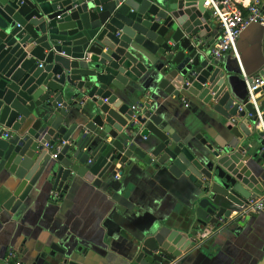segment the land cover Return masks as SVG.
Returning a JSON list of instances; mask_svg holds the SVG:
<instances>
[{
  "label": "water",
  "instance_id": "water-1",
  "mask_svg": "<svg viewBox=\"0 0 264 264\" xmlns=\"http://www.w3.org/2000/svg\"><path fill=\"white\" fill-rule=\"evenodd\" d=\"M163 1L0 0V176H14L4 209L14 212L40 179L61 193L74 174L99 183L96 175L122 155L191 181L195 220L217 223L227 215V202L242 203L235 191L239 175L197 151L189 135L181 138L151 110L144 115L143 140H133L134 109L120 95L145 72V62L162 57L167 92H188L246 135L241 119L249 116L262 144L254 106L247 98L234 102L225 73L199 42L212 30L204 0ZM217 31L214 26L206 48ZM253 79L264 82V68ZM66 89L87 103L80 115L88 120L80 126L66 124ZM254 94L264 118V84ZM190 243L178 230L159 228L138 240L133 264H167ZM41 258V264H88L64 252Z\"/></svg>",
  "mask_w": 264,
  "mask_h": 264
},
{
  "label": "crops",
  "instance_id": "crops-1",
  "mask_svg": "<svg viewBox=\"0 0 264 264\" xmlns=\"http://www.w3.org/2000/svg\"><path fill=\"white\" fill-rule=\"evenodd\" d=\"M232 1L243 8L254 0ZM211 24L213 30L217 23ZM212 30L199 40L208 54L213 45L206 46L215 37ZM236 49L238 58L225 52L217 61L230 97L242 103L246 98L242 72L252 77L264 68V26L252 23L243 29ZM145 63V72L129 81L120 95L131 108L130 98L136 101L133 140H143L141 135L147 132L142 126L144 115L151 110L181 138L189 135L197 151L239 175L235 191L242 203L227 202V215L217 223L195 220L191 206L197 189L191 181L159 164L122 155L96 175L99 183L74 174L61 193L40 179L11 212L3 203L14 176L5 172L0 176V264H5L9 251L17 252L25 264H41V254L63 252L84 258L88 264H133L138 240L162 227L178 230L191 240L167 264H264V210L245 208L249 198L264 195V162L258 158L261 143L250 117L241 119L249 135L235 126L230 129L229 121L188 92H167L162 57L153 64ZM70 94L66 89L71 116L66 124L78 122L80 126L88 120L80 115L87 103Z\"/></svg>",
  "mask_w": 264,
  "mask_h": 264
},
{
  "label": "built area",
  "instance_id": "built-area-1",
  "mask_svg": "<svg viewBox=\"0 0 264 264\" xmlns=\"http://www.w3.org/2000/svg\"><path fill=\"white\" fill-rule=\"evenodd\" d=\"M236 2L232 0H204V7L209 11L213 21L217 23L218 34L214 40L213 46L210 48L212 58L219 60L225 52H231L238 58L236 42L240 32L252 23H258L264 26V9L260 0L245 5L243 8L238 7ZM242 77L246 87L247 103H250L255 108L256 128L261 132L262 144L258 151V156L264 162V118L256 105V94L254 91L264 84L261 79H253L242 72ZM182 102L187 104V101L182 98ZM244 105L239 107V110ZM135 109V106H132ZM234 118H231L233 121ZM46 149L50 148L48 143L44 144ZM60 147H55L56 153ZM56 153L51 154L52 158L56 157ZM246 209L255 211L264 210V195L253 196L249 198ZM5 264H25L19 257L17 252L9 251L6 256Z\"/></svg>",
  "mask_w": 264,
  "mask_h": 264
}]
</instances>
